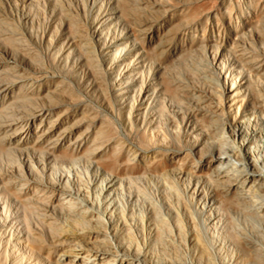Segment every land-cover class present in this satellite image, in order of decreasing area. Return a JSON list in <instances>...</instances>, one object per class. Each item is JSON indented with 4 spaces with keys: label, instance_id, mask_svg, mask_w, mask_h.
<instances>
[{
    "label": "bare ground",
    "instance_id": "6f19581e",
    "mask_svg": "<svg viewBox=\"0 0 264 264\" xmlns=\"http://www.w3.org/2000/svg\"><path fill=\"white\" fill-rule=\"evenodd\" d=\"M113 2L127 34L78 50L132 147L100 124L52 150L58 176L0 171V242L23 264H264V0Z\"/></svg>",
    "mask_w": 264,
    "mask_h": 264
},
{
    "label": "rangeland",
    "instance_id": "374dc122",
    "mask_svg": "<svg viewBox=\"0 0 264 264\" xmlns=\"http://www.w3.org/2000/svg\"><path fill=\"white\" fill-rule=\"evenodd\" d=\"M113 4V0H0L2 173L10 168L25 171L32 164L44 167L47 179L58 176L52 166L60 162L61 151L81 148L100 124L124 146L132 147L122 124L92 94H85L89 81L80 65L84 54L78 50L83 42L89 43V50L95 46V56L85 55L100 62L103 52L112 53L108 50L111 37L126 33L116 27L114 34L113 23L107 25L113 21L108 15L116 14ZM100 30L107 32L106 39L103 32L96 37ZM57 148L60 153H51ZM103 158L110 156L106 153ZM82 180L87 185L86 177ZM0 196V213L5 215H0V221L10 228L7 221L17 213L8 199L2 211L1 190ZM9 233L15 239L16 232L10 229ZM12 243L6 246L1 241L0 252L7 250L10 260L23 264L12 253Z\"/></svg>",
    "mask_w": 264,
    "mask_h": 264
}]
</instances>
